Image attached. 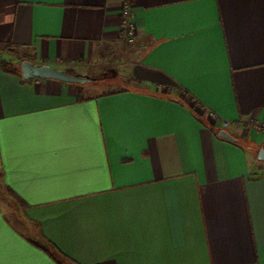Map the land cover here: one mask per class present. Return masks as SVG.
Returning <instances> with one entry per match:
<instances>
[{"label": "crops", "instance_id": "crops-1", "mask_svg": "<svg viewBox=\"0 0 264 264\" xmlns=\"http://www.w3.org/2000/svg\"><path fill=\"white\" fill-rule=\"evenodd\" d=\"M130 6L129 42L123 0H0L23 61L124 82L0 66V264H264V0Z\"/></svg>", "mask_w": 264, "mask_h": 264}, {"label": "water", "instance_id": "water-1", "mask_svg": "<svg viewBox=\"0 0 264 264\" xmlns=\"http://www.w3.org/2000/svg\"><path fill=\"white\" fill-rule=\"evenodd\" d=\"M21 74L24 79H55L66 83L85 85L95 80L91 77L78 73H70L67 70L56 68L50 64H36L30 60H24L21 63ZM219 136L233 142L238 139L226 128L219 131ZM258 160L264 162V146L260 147L257 153Z\"/></svg>", "mask_w": 264, "mask_h": 264}, {"label": "rangeland", "instance_id": "rangeland-1", "mask_svg": "<svg viewBox=\"0 0 264 264\" xmlns=\"http://www.w3.org/2000/svg\"><path fill=\"white\" fill-rule=\"evenodd\" d=\"M23 59L24 53L20 48L11 45L0 44V61L10 62V68L20 66ZM115 68H107L108 71H98L97 73L90 70V72L88 71L84 76H90L95 79L98 84V92H109L118 89L124 84L123 80L119 77V72L116 71L118 68ZM4 202L3 208L7 213L10 214L11 217L15 218L20 215L19 207L15 206L8 200H4Z\"/></svg>", "mask_w": 264, "mask_h": 264}, {"label": "built area", "instance_id": "built-area-1", "mask_svg": "<svg viewBox=\"0 0 264 264\" xmlns=\"http://www.w3.org/2000/svg\"><path fill=\"white\" fill-rule=\"evenodd\" d=\"M131 0H123V9H122V22H121V31L120 35L123 39L133 41L136 36V26L133 21V12L131 9ZM228 124H224L227 126ZM246 127L252 128L258 131L264 132V122L259 120H248L246 122Z\"/></svg>", "mask_w": 264, "mask_h": 264}, {"label": "trees", "instance_id": "trees-1", "mask_svg": "<svg viewBox=\"0 0 264 264\" xmlns=\"http://www.w3.org/2000/svg\"><path fill=\"white\" fill-rule=\"evenodd\" d=\"M22 63V62H21ZM0 66L8 71V72H11V73H14V74H18V75H21V64L20 66H15L14 68H10V62L8 61H0ZM70 73H77L76 71L74 70H70L68 71ZM80 86V89H79V93H78V98L79 99H84V93H83V90H82V86L83 85H79ZM19 200V199H18ZM23 205L24 203L19 200ZM49 248H48V253L53 256L54 258L57 256H60L65 262H70V261H73L71 258H69L67 255H65L63 252H61L52 242H49Z\"/></svg>", "mask_w": 264, "mask_h": 264}]
</instances>
